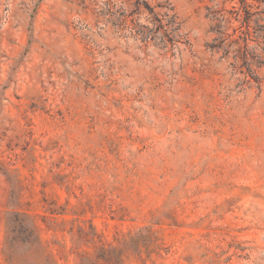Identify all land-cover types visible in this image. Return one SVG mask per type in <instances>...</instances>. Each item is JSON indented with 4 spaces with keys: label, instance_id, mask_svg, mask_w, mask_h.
Returning a JSON list of instances; mask_svg holds the SVG:
<instances>
[{
    "label": "rangeland",
    "instance_id": "1",
    "mask_svg": "<svg viewBox=\"0 0 264 264\" xmlns=\"http://www.w3.org/2000/svg\"><path fill=\"white\" fill-rule=\"evenodd\" d=\"M135 1L0 0V264H264V87L207 47L223 1L147 0L169 52Z\"/></svg>",
    "mask_w": 264,
    "mask_h": 264
},
{
    "label": "trees",
    "instance_id": "2",
    "mask_svg": "<svg viewBox=\"0 0 264 264\" xmlns=\"http://www.w3.org/2000/svg\"><path fill=\"white\" fill-rule=\"evenodd\" d=\"M132 1V0H131ZM223 8H207V17L211 21L210 33L214 36L207 47L212 52L221 53L229 62L232 74L239 77V90L256 87L259 91L264 87V10L253 13L249 0H222ZM234 5L227 10V3ZM264 2V1H263ZM132 6L138 15L144 9L149 12L147 19L151 27L135 25L133 31L142 42H159L167 52L187 45L189 41L183 34L182 23L174 9L170 6H158L162 13H156L147 0H136ZM128 11L121 13V26L128 22Z\"/></svg>",
    "mask_w": 264,
    "mask_h": 264
}]
</instances>
